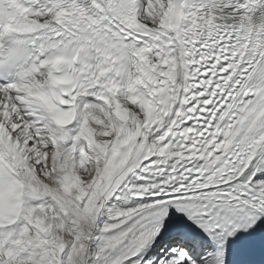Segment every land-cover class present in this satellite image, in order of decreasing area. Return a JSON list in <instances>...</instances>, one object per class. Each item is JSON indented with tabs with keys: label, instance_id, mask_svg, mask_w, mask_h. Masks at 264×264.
Here are the masks:
<instances>
[{
	"label": "snow or ice",
	"instance_id": "1",
	"mask_svg": "<svg viewBox=\"0 0 264 264\" xmlns=\"http://www.w3.org/2000/svg\"><path fill=\"white\" fill-rule=\"evenodd\" d=\"M0 264H264V0H0Z\"/></svg>",
	"mask_w": 264,
	"mask_h": 264
}]
</instances>
